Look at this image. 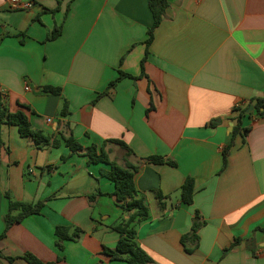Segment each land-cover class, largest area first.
Returning <instances> with one entry per match:
<instances>
[{
	"label": "crops",
	"instance_id": "1",
	"mask_svg": "<svg viewBox=\"0 0 264 264\" xmlns=\"http://www.w3.org/2000/svg\"><path fill=\"white\" fill-rule=\"evenodd\" d=\"M24 2L0 0V91L8 110L26 114L50 141L39 148L0 123V235L6 192L46 204L0 240V264H28L25 253L55 264H130L102 252L119 241L111 227L129 218L102 174L110 165L72 153L63 138L70 135L84 148L103 147L120 166L127 159L139 167L135 185L150 215L136 230L155 264H264V116L243 118L250 130L237 136L222 170L234 108L264 97V0H169L149 47V0H74L67 16L70 0H32L30 10L20 9ZM56 27L62 34L49 40ZM120 71L135 78L98 99ZM48 85L63 95L44 94ZM66 100L70 114L62 117ZM152 156L177 165L146 161ZM188 177L192 205L181 201ZM197 211L205 224L188 253L182 237ZM57 226L85 234L60 250Z\"/></svg>",
	"mask_w": 264,
	"mask_h": 264
},
{
	"label": "trees",
	"instance_id": "2",
	"mask_svg": "<svg viewBox=\"0 0 264 264\" xmlns=\"http://www.w3.org/2000/svg\"><path fill=\"white\" fill-rule=\"evenodd\" d=\"M74 0H70L67 9L66 16L70 12L71 3ZM170 5L169 0H149V7L152 12L154 22L149 28L148 34L149 38L146 41L149 47L154 39V32L160 26L163 21L166 10ZM62 34V27H56L49 37V40H54ZM149 55L147 49L146 56L141 61L142 74L145 76V64ZM124 58L122 59L123 62ZM135 78L128 73L120 71V76L112 81L107 90L99 94L98 99L104 95H111L112 91L117 87L118 83L124 78ZM42 92L44 94L62 96L63 90L60 87L54 86H43ZM97 99V100H98ZM96 100V101H97ZM95 102V101H94ZM250 107H253V111L248 112ZM235 116L232 117V121L235 122L233 132L231 134L230 140L223 150V167H226L228 163V157L230 155L231 149L234 147L236 138L238 135H245L249 132L250 127H242V120L245 116H252L256 113L257 116H264V97H254L250 99L246 105L237 106L233 110ZM69 103L64 101L60 115L62 117L69 116ZM0 123L8 126H17L19 133L22 137L32 138L36 146L39 148L49 144L50 138L47 137L43 132L35 130L32 128L30 121L26 114L23 112L11 113L5 105V98L0 91ZM67 147L72 153H78L85 150L89 157L90 164L106 163L110 165V171L102 172L104 176L112 180L115 184V191L112 196L116 203L124 210V212L129 214L128 219H123L118 224L111 227L119 233L120 238L115 248L103 247V254L109 258V260H124L130 264H155L153 258L149 253L140 245L137 236V224L143 220H146L150 215V210L146 205L145 199L138 197L139 192L135 185V174L139 167L129 163L125 159V165L120 166L117 162L111 161L108 153L103 147H98L97 145H92L90 147L84 148L80 143L75 141L72 135L68 137H63ZM119 144L127 155L133 154L132 149L122 140H114ZM54 145L58 144V141L53 142ZM63 160L66 157H62ZM146 161L154 164H169L171 166H176L174 161L166 160L164 157L152 156L148 157ZM100 194V193H99ZM195 195V180L193 177L186 178L182 188H181V201L184 204L192 205L194 202ZM6 198L9 200V211L4 217L6 229L2 235H0V240L5 238L8 230L17 223H21L24 219L31 215H40L42 209L44 208L46 201H40L36 204L25 203L14 201L8 192L5 193ZM95 196L90 197L94 199ZM159 198H164L159 195ZM205 222L202 221L201 214L197 211L193 219L192 231L182 237V244L188 253H192L199 246V231L204 226ZM85 231L82 228L76 226H57L55 229L56 244L60 250L64 249V244L66 241L78 242L82 236H84ZM239 240L236 241V243ZM233 247L225 251V254L231 252ZM9 262L13 263L15 258L5 257ZM28 264H55V262H43L37 258L32 253H25L22 257Z\"/></svg>",
	"mask_w": 264,
	"mask_h": 264
},
{
	"label": "built area",
	"instance_id": "3",
	"mask_svg": "<svg viewBox=\"0 0 264 264\" xmlns=\"http://www.w3.org/2000/svg\"><path fill=\"white\" fill-rule=\"evenodd\" d=\"M34 3L32 2V0H26V2H24L21 6L20 9L23 10H30L33 8ZM27 90H29V87H26Z\"/></svg>",
	"mask_w": 264,
	"mask_h": 264
},
{
	"label": "water",
	"instance_id": "4",
	"mask_svg": "<svg viewBox=\"0 0 264 264\" xmlns=\"http://www.w3.org/2000/svg\"><path fill=\"white\" fill-rule=\"evenodd\" d=\"M250 110H253V107H250V109H249V111H248V112H250Z\"/></svg>",
	"mask_w": 264,
	"mask_h": 264
}]
</instances>
